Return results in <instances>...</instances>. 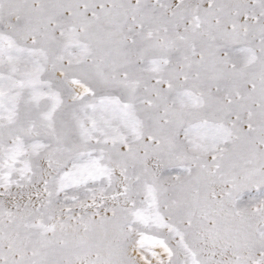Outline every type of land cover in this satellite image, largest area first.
Here are the masks:
<instances>
[{
  "label": "snow or ice",
  "instance_id": "1",
  "mask_svg": "<svg viewBox=\"0 0 264 264\" xmlns=\"http://www.w3.org/2000/svg\"><path fill=\"white\" fill-rule=\"evenodd\" d=\"M0 264H264V0H0Z\"/></svg>",
  "mask_w": 264,
  "mask_h": 264
}]
</instances>
